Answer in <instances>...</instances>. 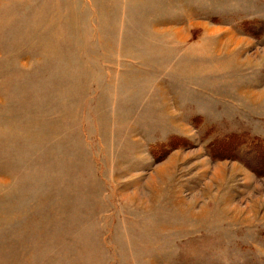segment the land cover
I'll use <instances>...</instances> for the list:
<instances>
[{
	"label": "rangeland",
	"instance_id": "1",
	"mask_svg": "<svg viewBox=\"0 0 264 264\" xmlns=\"http://www.w3.org/2000/svg\"><path fill=\"white\" fill-rule=\"evenodd\" d=\"M0 264H264V0H0Z\"/></svg>",
	"mask_w": 264,
	"mask_h": 264
}]
</instances>
